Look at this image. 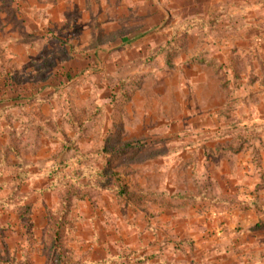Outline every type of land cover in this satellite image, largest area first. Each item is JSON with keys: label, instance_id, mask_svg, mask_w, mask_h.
Returning <instances> with one entry per match:
<instances>
[{"label": "rangeland", "instance_id": "1", "mask_svg": "<svg viewBox=\"0 0 264 264\" xmlns=\"http://www.w3.org/2000/svg\"><path fill=\"white\" fill-rule=\"evenodd\" d=\"M0 264H264V0H0Z\"/></svg>", "mask_w": 264, "mask_h": 264}]
</instances>
